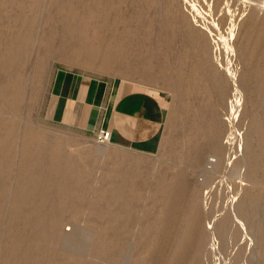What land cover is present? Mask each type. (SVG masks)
Instances as JSON below:
<instances>
[{
	"label": "bare ground",
	"instance_id": "1",
	"mask_svg": "<svg viewBox=\"0 0 264 264\" xmlns=\"http://www.w3.org/2000/svg\"><path fill=\"white\" fill-rule=\"evenodd\" d=\"M219 1L182 4L176 0H0V264H96L86 259L81 248L69 254L63 244L69 238L85 242L90 236L93 241L90 237L87 250L100 259L118 262L127 251L126 241L121 238L113 244L109 236L120 235L127 230L129 219L135 220L136 206L143 200L147 187L163 195L177 183L183 187L173 195H163L160 201L171 216H163L157 239H152L153 235L149 239L147 234L139 240L133 264H214V254L204 251L212 225L211 238L222 251L238 264L246 261L249 247L245 232L236 226L235 208L223 179L231 165L229 158L234 153L236 138L227 117L233 109V92L250 82L255 83L253 92L260 97L259 104L264 109V56L257 52L264 46V13L262 22L255 24L259 32L247 55L249 73L240 77L237 84L225 65L233 60L239 74L241 61L233 45L220 35L235 27L228 17L234 7ZM165 7L174 9L171 16L160 12ZM241 11L252 19L255 16L251 4ZM195 13L206 23L197 22ZM162 19L171 23V38H166L158 25ZM176 30L183 36H173ZM146 33L149 39L145 38ZM178 43H183L174 68L179 95L188 101L197 94L205 97L198 116L201 126L193 127L185 158L194 164V169L203 164L208 150L219 159L211 174L206 166L200 171L207 173L203 188L188 183L189 187L184 179H169L171 168L166 164L156 168L153 162L126 153L106 157L111 143L93 147L35 125L33 113L40 101L45 71L53 62L100 69L110 75L132 76L138 71L153 75L162 50ZM247 114L244 119L252 120L253 128L260 134L264 120L258 113ZM244 119L237 124L243 126ZM246 134L244 144L250 159L251 130ZM104 159L105 177L99 199L94 201L88 232L64 233L61 228L67 214L79 219L82 213L84 194L79 188L84 184L79 179H95ZM236 165L239 166L237 160ZM260 168V162L250 159L247 179L258 184L263 192L264 174L260 175ZM105 195L112 198L108 200ZM183 205L184 227L187 226L176 234V213ZM257 209L253 202L247 209L238 207V213L247 218L250 212L257 214ZM19 210L23 211L22 217L5 226V216ZM154 227L156 223L150 218L142 220L146 233ZM169 242H176L173 255H158V250ZM184 242L189 243L185 250Z\"/></svg>",
	"mask_w": 264,
	"mask_h": 264
},
{
	"label": "rangeland",
	"instance_id": "2",
	"mask_svg": "<svg viewBox=\"0 0 264 264\" xmlns=\"http://www.w3.org/2000/svg\"><path fill=\"white\" fill-rule=\"evenodd\" d=\"M176 1L182 4L194 2V0ZM219 2H226V5L231 4L234 7L233 11L228 14V17L231 18V20L233 19L232 21L235 23V27L228 33H223L222 31L220 35L233 45L234 51L237 52H235V55L241 61L242 71L239 74L237 73V71H235V63L233 60L229 61L225 65V69L227 71L230 70L229 74L231 75V79L233 78V81L235 83L237 82L238 84V82L240 81V77L242 78L243 75H247L251 67L247 55L251 53L252 40L253 38L255 39L257 33L259 32V28H256V25L262 22V13H264V0H220ZM247 4H251L254 6L255 16L253 19L248 15H244V13L241 11L242 7ZM161 10L167 16H171V13L174 11V9L168 7L161 8L160 12H162ZM128 12V10L125 11L126 15H128ZM153 13L154 12H152L151 18H153L155 15V13ZM195 19L197 22L200 20L199 22L201 24L206 23L205 20L203 21L199 13H195ZM246 23L250 24L246 25ZM158 25L160 28H162V31H164L166 38L172 37V34L170 33L172 31L171 23L169 21H166V19H162ZM178 35L179 37L183 36L180 30H176V32H174L173 34V36L175 37H177ZM145 38H150L149 33L145 34ZM182 47L183 43H178L173 48H164L162 50V53L160 54L162 58L158 62L159 65L157 67V71H155L153 75H150L151 73L148 74L143 71H138L132 76L125 73L110 75L101 72L100 69L85 68L78 64H70L61 61L53 62V64L49 67L50 69L45 71L46 77L44 80V85L42 87L40 101L33 113V120L35 125L43 131L57 133L67 138H75L86 145H91L94 147L99 144L95 137V134L87 132L82 124H78L75 127H70L66 123L59 121L61 110L57 113L56 111H53V104L57 91V82L59 80V77L64 74H68L70 77L75 78V82L79 86H81V89L90 82L95 85L101 84L109 86L113 83L124 81L131 84L145 86L149 89L150 92L157 91L164 93L169 103L167 107L168 114L164 122L163 131L160 136L158 147L154 151L143 152L117 147L112 144V147L106 148V157H108L109 155L111 157L112 155L126 153V155L128 154L131 156L140 157L146 162H153L156 168L166 164V166H169L168 168H171L168 175L169 179L174 181L184 179V183L186 182L187 185L188 183L190 185L192 184L191 187L194 186L203 188V186L207 183V173H210L213 170L215 171V165L217 164V161H219V159L216 153H214L212 150H208L205 154V159L203 158V164L198 169H194L196 168L194 164L185 158V150L191 145V136L194 131L193 127L196 125L201 126V121L199 120L198 116H200L199 113L204 104L205 97L203 94H197L188 101V99L183 98L182 95H179V88L174 83L176 80L174 68L179 60V53L182 50ZM257 52L261 56H264V46L262 48H259ZM229 67L231 68L229 69ZM225 69L221 68L222 71H224ZM234 75L235 77H232ZM254 88V82H250L245 87H237L230 98L233 109L230 115L227 117V121L234 127V137L236 138H234V153L229 158L231 165L228 172L224 175L223 179L227 183L231 203L235 208L234 215L235 218L237 217L236 226L242 232H245L244 236L249 247L246 261L240 262V264H264V191L262 192L258 184L255 185L247 179L250 159L261 163L260 175L264 174V128L263 131L258 134V132L253 128L252 120L244 119V115L247 113V115L251 116L258 113L262 120H264V109L261 108V105L259 104L260 97L256 96V94L253 92ZM241 118L245 121L243 126H239L237 124L238 120H240ZM248 129L251 130L249 139V148L251 150L250 159L247 155L246 146L244 144V139L247 135L246 133L248 132ZM71 151L72 150L70 149L69 152H67L66 156L71 157ZM236 160L239 162V166H235ZM102 161L103 162L100 163L102 168L98 169L97 167L98 171L95 174V179L91 177L86 179H79L81 180V182L83 180L84 184L79 188L80 193L84 194L83 205L81 206L82 213L79 219L72 218L70 213L67 214L61 228L64 233L68 232L67 234L72 235L79 231L88 232L89 225L94 213V201L99 199V195L101 194L99 192H101L103 185L102 182L105 177V170H103V168H105L104 165H106L107 159H104ZM205 166L207 167L206 170H208V172L203 174L200 171L204 170ZM154 180L155 179H153V181ZM190 185L188 186L190 187ZM181 187H183L181 183H177L173 187V189H171L172 191L169 190L163 195H173ZM163 195H157L153 188L147 187L144 190L143 200L136 206V210L138 209L139 211L137 210V214L135 213V220L129 219L126 227L127 230H122L120 235L111 234L109 236V238L112 239L113 244L117 239L121 238L126 241L127 251L123 255V258L119 259L118 262L110 259H100L98 257H95L93 253L87 250L88 245H90L93 241V238L91 236V240L89 239V237L87 238L88 241L86 240L85 242L83 240L77 242L73 240V238L66 239L63 242V244L65 243L64 247L68 250L69 254H72L71 252L74 253V251L81 248V250L86 253V259H88V261H93L96 264H133L135 256L138 253L137 251L139 250V240L141 238H144V236H146L147 234V238L151 239L153 235L152 239H157V234L159 233L156 231L159 229V224L163 221V216L169 217V215L171 214L165 208H163V205L160 204ZM123 197L125 196L123 195ZM105 198L109 200L112 197L110 195H105ZM253 202H256L257 204V214L250 212L247 218H242L238 213V207L247 209L251 207V204ZM185 212L186 207L185 205H183L181 211L176 213V228L174 229V232L176 234H181L184 231V228L187 226L185 225L184 227V224L186 223ZM12 214L14 213L9 214L11 215L10 217H8L9 215L5 216V220H3L5 226H7L8 223L14 224L13 220H15L14 222H17L16 220H19L22 217L23 211L19 210L17 211V214L16 212L14 215ZM147 217L150 218L154 223H156L157 226L154 227L153 231L149 233H146V230H143L142 228V220L147 219ZM213 230L214 226L212 225L210 226L207 233V244L204 247L205 253L211 251L212 254H214L213 262L216 260L214 264H238L237 261H233V258L230 255L222 251L214 238H211L210 233L211 231L213 232ZM202 237L203 239L205 238L204 236ZM89 240L91 242H89ZM175 243L176 242H169L168 244L162 246L158 250V255L164 254L167 255V257L172 256ZM188 247L189 243L184 242L182 248L185 250ZM85 248L87 251L85 250Z\"/></svg>",
	"mask_w": 264,
	"mask_h": 264
},
{
	"label": "crops",
	"instance_id": "3",
	"mask_svg": "<svg viewBox=\"0 0 264 264\" xmlns=\"http://www.w3.org/2000/svg\"><path fill=\"white\" fill-rule=\"evenodd\" d=\"M53 111L70 127L82 124L87 132H110L111 144L143 152L154 151L160 142L168 100L138 84L120 81L111 85L91 82L82 89L75 78L61 75ZM62 107V108H61Z\"/></svg>",
	"mask_w": 264,
	"mask_h": 264
},
{
	"label": "built area",
	"instance_id": "4",
	"mask_svg": "<svg viewBox=\"0 0 264 264\" xmlns=\"http://www.w3.org/2000/svg\"><path fill=\"white\" fill-rule=\"evenodd\" d=\"M95 137L101 144L111 143V134L106 130L101 129L98 133L95 134Z\"/></svg>",
	"mask_w": 264,
	"mask_h": 264
}]
</instances>
